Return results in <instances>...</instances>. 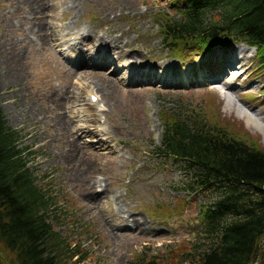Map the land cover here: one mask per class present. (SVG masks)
<instances>
[{
  "label": "rangeland",
  "instance_id": "1",
  "mask_svg": "<svg viewBox=\"0 0 264 264\" xmlns=\"http://www.w3.org/2000/svg\"><path fill=\"white\" fill-rule=\"evenodd\" d=\"M175 4L0 0V107L54 197L52 225L78 253L70 264L191 263L179 248L204 241L201 208L214 194L192 191L183 166L157 153L165 119L219 120L264 148V129L238 117L241 106L264 124V66L255 50L245 48L243 69L235 62L240 46L175 54L159 25L162 15H179ZM102 37L132 52L101 54ZM0 255L16 264L1 244Z\"/></svg>",
  "mask_w": 264,
  "mask_h": 264
},
{
  "label": "trees",
  "instance_id": "2",
  "mask_svg": "<svg viewBox=\"0 0 264 264\" xmlns=\"http://www.w3.org/2000/svg\"><path fill=\"white\" fill-rule=\"evenodd\" d=\"M173 2L182 4L179 15H162L159 21L175 54L244 42L257 49L256 59L264 66V0ZM156 149L183 166L192 191L214 194L201 208L204 241L183 242L179 249L191 263L173 259V264H264V148L259 142L240 139L219 120L176 114L164 120ZM27 150L0 107V244L16 264H70L78 253L52 225L54 197L37 182ZM184 206L181 200L179 207ZM81 256L80 261L87 252ZM0 264H5L1 255Z\"/></svg>",
  "mask_w": 264,
  "mask_h": 264
},
{
  "label": "bare ground",
  "instance_id": "3",
  "mask_svg": "<svg viewBox=\"0 0 264 264\" xmlns=\"http://www.w3.org/2000/svg\"><path fill=\"white\" fill-rule=\"evenodd\" d=\"M38 28L40 30H44L40 23L38 24ZM99 41L101 43V46H104V47L107 48L106 52L105 51L101 52V50L99 48L94 49L93 53L87 51L86 54L82 55V56H84V58H83L84 62L87 60V55H91V57H93L95 54H98V52H101V54L103 53V54L110 55V51H113V52H118L121 56L132 52V51L126 50V47L128 45L126 43H124V42L121 43V41H114L112 39L109 40V39H106L104 37H102ZM239 50L242 51V48H239ZM12 52H15V51H12ZM230 59H231V54L228 53L227 56H226V59L224 61H229ZM132 65H134V63H130V66H132ZM229 66L230 65H228L227 67H229ZM231 69L234 70L235 68L232 67ZM225 72L226 71H224L223 73H225ZM237 77H239V75H237ZM15 80L19 81L20 80V76H17V78ZM228 86H229L228 88L231 89V86L230 85H228ZM249 111L250 110H246L245 108L239 106L238 107V117L245 118V120H246L248 125L251 124V125H254L255 127L259 128L260 130H263L264 129V124L261 121V119L258 118L255 115H253ZM37 114L40 115L41 112H38ZM61 125L62 124H60V126ZM102 194H104V193H102Z\"/></svg>",
  "mask_w": 264,
  "mask_h": 264
}]
</instances>
